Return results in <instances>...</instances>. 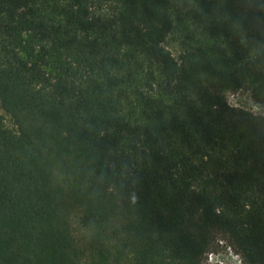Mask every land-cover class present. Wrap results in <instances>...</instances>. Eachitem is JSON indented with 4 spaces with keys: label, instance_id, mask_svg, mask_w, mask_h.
Listing matches in <instances>:
<instances>
[{
    "label": "trees",
    "instance_id": "obj_1",
    "mask_svg": "<svg viewBox=\"0 0 264 264\" xmlns=\"http://www.w3.org/2000/svg\"><path fill=\"white\" fill-rule=\"evenodd\" d=\"M248 83L264 107V0H0V264H264Z\"/></svg>",
    "mask_w": 264,
    "mask_h": 264
},
{
    "label": "rangeland",
    "instance_id": "obj_2",
    "mask_svg": "<svg viewBox=\"0 0 264 264\" xmlns=\"http://www.w3.org/2000/svg\"><path fill=\"white\" fill-rule=\"evenodd\" d=\"M204 38L197 36L194 37H185L184 35H178L176 33L168 34L163 45L172 53V55L179 59L180 55L190 46H198L200 43H203ZM140 84H129L127 87V93L125 101L127 102V107L130 108L134 103L137 104L139 99L138 95H135V88ZM251 85L248 83L242 89L237 92L231 93L228 95L227 99L230 105L241 107L246 110H249L256 114L264 115V107L256 102L250 92ZM0 114L3 117V125L8 129H15L9 116L0 111ZM127 137L131 138V132H127ZM204 165V163H201ZM207 167V165L205 164ZM206 264H242L240 256L235 252L229 244L222 240L219 242L217 249L208 254Z\"/></svg>",
    "mask_w": 264,
    "mask_h": 264
}]
</instances>
